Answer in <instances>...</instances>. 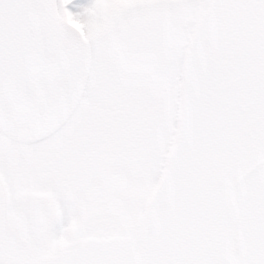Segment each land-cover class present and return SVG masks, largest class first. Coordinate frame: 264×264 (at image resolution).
<instances>
[{"label":"snow or ice","instance_id":"obj_1","mask_svg":"<svg viewBox=\"0 0 264 264\" xmlns=\"http://www.w3.org/2000/svg\"><path fill=\"white\" fill-rule=\"evenodd\" d=\"M0 264H264V0H0Z\"/></svg>","mask_w":264,"mask_h":264}]
</instances>
